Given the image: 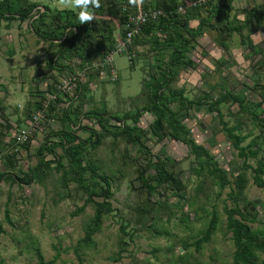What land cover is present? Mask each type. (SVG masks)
<instances>
[{
    "label": "rangeland",
    "instance_id": "rangeland-1",
    "mask_svg": "<svg viewBox=\"0 0 264 264\" xmlns=\"http://www.w3.org/2000/svg\"><path fill=\"white\" fill-rule=\"evenodd\" d=\"M33 1L49 6L53 13L60 10L57 0ZM201 1L206 0H187L186 4ZM149 2L153 4V0ZM262 3L264 0H231L233 26H240L246 12ZM42 10L45 12L46 8ZM201 14L207 15V8L203 7ZM221 15L218 12L217 16ZM199 22L194 18L191 26L196 28ZM244 33L251 44L243 41L238 32L222 38L216 29L207 26L188 52L193 66L183 68L172 87L183 90V96L193 101L206 97L215 100L231 93L248 102L261 103L260 107L252 105V114L242 112L239 103L231 99L219 104L230 125L243 119L239 133L248 135L244 144L254 142L259 148L257 158L249 159L256 167L258 160L264 162V25L245 28ZM138 38L128 50L115 55V79L111 73L102 76L100 71L91 69L100 54L86 62L78 57L70 62L63 59L62 63L73 71L59 72L50 66L58 44L52 46L39 39L27 20L0 19V148L5 153L0 160V173L24 176L38 164L43 143L48 138L60 140L57 134L66 122V102L76 96L79 85L73 95L70 90L59 88V84L69 82L72 73H80L78 81L86 85L84 94L74 102L81 109L78 117L73 116L78 126L80 122L104 132L97 117L84 115L94 110L108 119L106 126L115 131L122 123L117 118L143 106V79H149L152 67L170 52L156 48L150 39ZM184 104L182 107L177 100L171 106L181 111L191 137L209 150L233 182L234 175L242 171L244 159L228 140L217 112L206 104ZM36 114L41 117L35 130L31 129L26 143L17 145V135L28 129V120ZM155 118L146 112L139 123L138 132L149 152L122 136L106 132L98 148L89 147L84 152L86 163L95 162L111 178L114 211L105 217L94 243L81 249V256L75 247L85 237L94 209L87 205L82 213H76L87 195L75 180L65 184L63 169H58L57 162L43 182L20 184L2 180L0 221L4 232L0 233V264H34L37 248L47 260L54 259V264H232L235 246L227 228L225 206L232 203L229 193L233 183L221 188L217 179L199 174L200 164L186 143L171 137L159 140L152 134L150 126ZM128 123H132L131 119ZM78 134L87 138L90 130L81 129ZM55 152L66 164L63 147L56 146ZM164 154L176 162V174L183 182L181 190L166 185L150 191L142 187L137 177L141 167H146L150 175L156 174L157 159ZM46 157L55 160L53 154L46 153ZM248 177L246 195L258 211L257 219L250 224L264 229V187L254 182L251 170ZM6 208L10 209L11 222L7 221ZM214 209L220 217L218 229L197 249L194 242L204 234Z\"/></svg>",
    "mask_w": 264,
    "mask_h": 264
},
{
    "label": "trees",
    "instance_id": "trees-1",
    "mask_svg": "<svg viewBox=\"0 0 264 264\" xmlns=\"http://www.w3.org/2000/svg\"><path fill=\"white\" fill-rule=\"evenodd\" d=\"M149 1L143 0L141 8L143 10L149 8L161 10L162 14L156 18L150 17L138 36L150 39L156 48L168 50L170 53L167 58H163L152 67L149 71V79H143L140 94L144 100L143 106L137 108L135 112L125 114L123 118L112 116L122 122L116 126L117 130L115 131L106 126L105 122L108 119H103L100 113L93 110L84 113V115L97 117L105 129L104 132L116 137L122 136L149 152L140 132H138L141 130L139 123L144 113L154 114L156 118L150 126L154 136L159 140L171 137L183 141L189 146L191 154L195 155L200 164V168H197L199 174L217 179L221 188L233 183L229 193L232 203L225 206L227 228L232 233L235 246L232 264H264V229H255L251 226L250 222L257 219L258 211L255 204L246 195L249 170L253 172L254 182L259 187H264V162L258 160L259 164L256 167L249 163L250 158H257L259 148L254 142L244 144L248 135L239 133L243 119L235 125H230L219 107V104L231 99L239 103L242 112L252 114V105L260 107L261 103H251L231 93H226L215 100L206 97L203 101L200 99L193 101L183 96V90L172 87L180 71L193 66L188 52L191 44L197 40L207 26L216 29L222 38L226 34L232 35L234 32H238L243 41L248 40L251 44L252 42L249 36L244 33V29H250L254 25H264V3L250 8L246 12L244 22L240 26H233L230 20L231 0H228L227 3L221 0L216 3H214L215 0H206L191 6L186 4L187 0H153L154 5ZM100 3L101 6L94 9V20L91 23L80 24L78 12L73 10H58L53 13L49 6H43L33 0H0V19L20 20L21 22L27 20L31 30L39 39L49 42L52 46L58 44V49L50 57L51 68L58 69L59 72L70 69L72 72L71 66L62 63L63 59H68L70 62L73 58L78 57L82 62H86L96 54L102 56L113 50L116 44L115 32L119 30L121 35H125L129 15L137 13L140 8L130 6L128 0H100ZM43 7L46 8L45 12L42 10ZM203 7L207 8V15L201 14ZM36 8L38 9L35 10ZM181 8H184L185 11H181ZM218 12L223 15L217 16ZM194 18L200 20L196 28L191 26ZM214 19H218V21L215 22ZM138 36L136 37L138 38ZM136 37L134 41L137 39ZM144 37L139 38L143 39ZM78 85L76 96L68 100L67 106L64 108L63 114L66 122L63 129L57 134L60 140L54 141L48 138L38 151L40 158L38 164L30 168L24 176L1 172L0 182L4 179L20 184H31L34 181L43 182L50 173L52 164L57 162L58 169H63L65 184L69 185L70 180H75L87 195L85 204L77 209L76 213H82L87 205H91L94 209L85 237L75 247L77 255L81 256V249L94 243V236L101 230L105 217L114 211L111 201L114 191L107 172L103 169L102 173L101 167L93 161L85 162L84 152L89 147L98 148L102 144L104 132L100 133L92 127L81 125L80 122L78 126V122L76 123L73 116L78 117L81 109L75 106L74 102L81 94H84L86 86L81 81H78ZM177 100H180L182 107L186 101L190 104H206L211 111L217 112L228 140L238 151V155L244 159L242 171L234 175L233 182L229 179L228 173L219 167V162L215 160L209 150L198 145L191 137V133L184 123V115L180 110H175L171 106ZM129 119L132 121L131 124L128 123ZM85 128L90 130V134L87 138H82L78 132ZM56 146L63 147L66 164L56 154ZM46 153L53 154L55 160L47 159ZM163 156V158L158 157L157 159L156 174H148L146 167H141L138 170L137 177L142 187L154 191L158 187L165 188L166 185H172L177 190H181L183 182L176 174V162L169 155L164 154ZM9 213L10 209L6 208L7 221L11 222ZM219 223L218 211L214 209L204 234L194 242L197 249L211 239L216 233ZM2 232H4V228L0 221V233ZM184 246L187 248L189 244H184ZM36 257L37 260L34 264L55 263L54 259L47 260L40 248L36 250Z\"/></svg>",
    "mask_w": 264,
    "mask_h": 264
},
{
    "label": "built area",
    "instance_id": "built-area-1",
    "mask_svg": "<svg viewBox=\"0 0 264 264\" xmlns=\"http://www.w3.org/2000/svg\"><path fill=\"white\" fill-rule=\"evenodd\" d=\"M161 14V10H156L153 8L143 10L141 7L139 8L137 13L130 14L126 25L127 31L125 35H121L119 30L116 31L115 48L94 60L91 64V69L97 70L98 72L100 71L102 76H104L106 73H111L114 76L113 79H115L117 77V73L115 70V55L123 52L124 50H128L132 46L134 38L141 34L143 25L147 23L150 17L156 18ZM128 58L129 60L132 59V55H128ZM84 74L85 73H83V75ZM79 77L80 73H78L77 75L72 73V75L70 76V81L64 83L63 85L59 84V88H63L65 91L70 90V92L74 95L77 89L76 87H78V79H80ZM40 117V114H36L30 120H28V125L26 126L28 129L22 130V132L19 133L16 137L17 145L24 144L28 141L29 134L33 132L31 131V129L35 130ZM4 155V151L0 148V160Z\"/></svg>",
    "mask_w": 264,
    "mask_h": 264
},
{
    "label": "clouds",
    "instance_id": "clouds-1",
    "mask_svg": "<svg viewBox=\"0 0 264 264\" xmlns=\"http://www.w3.org/2000/svg\"><path fill=\"white\" fill-rule=\"evenodd\" d=\"M133 7H141L143 0H128ZM101 6L100 0H57V7L60 10L79 9L78 19L80 24L91 23L95 18L94 9Z\"/></svg>",
    "mask_w": 264,
    "mask_h": 264
}]
</instances>
